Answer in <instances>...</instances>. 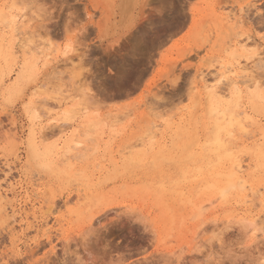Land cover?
Returning <instances> with one entry per match:
<instances>
[{
	"label": "rangeland",
	"instance_id": "rangeland-1",
	"mask_svg": "<svg viewBox=\"0 0 264 264\" xmlns=\"http://www.w3.org/2000/svg\"><path fill=\"white\" fill-rule=\"evenodd\" d=\"M260 56L264 0H0V264H264Z\"/></svg>",
	"mask_w": 264,
	"mask_h": 264
},
{
	"label": "bare ground",
	"instance_id": "bare-ground-1",
	"mask_svg": "<svg viewBox=\"0 0 264 264\" xmlns=\"http://www.w3.org/2000/svg\"><path fill=\"white\" fill-rule=\"evenodd\" d=\"M230 16V15H229ZM24 17V16H23ZM23 17H22V19H23ZM26 17V16H25ZM24 17V19L20 22L21 24L20 25H18V27L17 28H15V30L16 31H18L19 29V27L20 26H24V24H27L26 22L27 21H29L28 19L29 18H25ZM232 17V16H231ZM227 19H231L230 17H228ZM20 20H21V18H20ZM16 21V20H15ZM15 23V22H14ZM16 24V23H15ZM17 26V25H16ZM15 26V27H16ZM25 29V28H24ZM21 30H22V28H21ZM21 30H19V32L21 31ZM21 34H24V33H22V31H21ZM25 40V39H24ZM27 42V41H26ZM25 43V42H24ZM23 43V44H24ZM257 43V41H256V39L254 40L253 38L251 39L250 37L248 38V40H247V42H246V44H256ZM259 44V43H258ZM258 44H256V45H258ZM260 45V44H259ZM25 46V44L23 45V47ZM27 47V46H26ZM261 55V54H260ZM261 57V56H260ZM248 61H249V59H248ZM264 61V57H261V58H259L258 59V61L256 60V63H254L255 65L257 64V65H259V63H264L263 62ZM250 63H252L251 61H250ZM251 65V64H250ZM249 65V63H242V62H238L237 64H235V63H233V65L231 64V65H226V66H224L223 68H220V69H218L219 70V73L221 74V77L222 78H224L225 76H226V74L229 72V73H231L232 75H231V77L233 76V78H230V79H232V81H235V79H237V78H239V77H241V78H243V76L245 75V76H248V77H252V76H254V75H252V72H253V70H252V67ZM254 67H256V66H254ZM202 73V72H201ZM213 73V72H212ZM217 73V72H216ZM210 74V73H209ZM208 74V75H209ZM201 75H203L201 78H200V81H199V83L201 84V86H202V88L203 89H205L206 91L205 92H207V98H212V97H215V96H217V97H219V98H224L225 96H226V90H224L222 87H221V85H218V81H217V74H215L214 76H212V80H209V78L207 77V75H205L204 76V72H203V74H201ZM229 75V74H228ZM250 75H252V76H250ZM227 77V76H226ZM229 78V77H228ZM245 78V77H244ZM220 80V79H219ZM232 81H231V83H232ZM217 97H215V98H217ZM218 99V98H217ZM219 109V108H218ZM217 109V110H218ZM217 110H214V112L216 111L217 112ZM229 110H230V108H229ZM227 114V113H226ZM229 114H230V117H231V122H236L238 125H241L242 126V129H245V128H243V127H245V122H244V120L245 121H248V119H249V117H248V115L247 116H245V117H243L242 118V113H231V112H229ZM224 115H225V113H224ZM222 125H224V124H222ZM226 125V124H225ZM224 125V126H225ZM216 126H217V124H216ZM221 126V125H220ZM218 127V126H217ZM227 127V126H226ZM229 127V126H228ZM223 128V127H222ZM218 129H220V128H218ZM225 129V128H224ZM228 129V128H227ZM222 130V129H221ZM220 130V131H221ZM224 131V130H223ZM225 131H226V129H225ZM220 133V132H219ZM222 134V133H221ZM211 142V141H210ZM214 144H216V149H225L226 150V152H227V146H225L224 145V143H223V141H222V139H221V137H215V140H214ZM213 144H211V146H212ZM214 147V146H213ZM216 149H214V150H216ZM223 151V150H222ZM230 151V150H229ZM219 152V151H218ZM221 155V154H220ZM219 155V156H220ZM223 155V154H222ZM221 155V156H222ZM230 155H232V152H231V154ZM220 156V157H221ZM226 158V157H225ZM226 160H228V158L226 159ZM224 161V160H223ZM230 161V160H229ZM216 162H218V161H216ZM215 162V163H216ZM261 163V162H260ZM235 165V164H234ZM217 166V165H216ZM243 164H242V162L240 161V162H237V164H236V166H235V170L237 171V172H235V170H233V171H229V173L228 174H226V175H223V174H221L220 172H218V173H212L217 179H216V183H215V188H214V191L215 192H217L216 190H222V187H223V185H225V181H228V183H230V182H232L233 180H235V179H237V180H240V178H241V176H240V172L242 171V169H243ZM201 170H203V168L201 169ZM214 170V169H213ZM212 170V171H213ZM219 170V169H218ZM244 170V169H243ZM211 171V172H212ZM225 172V171H224ZM224 172H222V173H224ZM205 173V172H204ZM207 173V172H206ZM226 173V172H225ZM202 177V176H201ZM207 178V177H206ZM214 179V178H213ZM243 180V179H242ZM205 182V181H204ZM224 182V183H223ZM236 182V181H235ZM241 182V181H240ZM244 183H245V181H244ZM227 184V183H226ZM228 185V184H227ZM233 185V184H232ZM205 186V185H204ZM211 186V185H210ZM212 187H213V185H212ZM225 187H227V186H225ZM230 187V186H229ZM229 187H227V189L229 188ZM250 187V186H249ZM251 188V187H250ZM212 189V188H211ZM224 189V188H223ZM204 190V189H203ZM171 191V190H170ZM210 191V190H209ZM213 191V192H214ZM225 191V190H224ZM201 192H204V191H201ZM211 192H212V190H211ZM221 192V191H220ZM255 192V191H254ZM173 193V192H172ZM178 193V192H177ZM180 193V192H179ZM178 193V194H179ZM205 193V192H204ZM182 194V193H181ZM2 195H3V192H1V190H0V197H2ZM185 196V195H184ZM179 197V196H178ZM177 197V198H178ZM180 197H181V195H180ZM182 198H183V195H182ZM186 199V198H185ZM187 201V200H186ZM194 203V202H193ZM195 204V203H194ZM199 204V203H198ZM198 204H196L195 205V210H196V212H197V214H201V210H202V205H198ZM255 218V217H254ZM251 219V224L254 222L255 224H257V219ZM250 224V225H251ZM255 224H253L254 225V227L256 226ZM252 228H253V226H252ZM256 228V227H255ZM254 229V228H253Z\"/></svg>",
	"mask_w": 264,
	"mask_h": 264
},
{
	"label": "snow or ice",
	"instance_id": "snow-or-ice-1",
	"mask_svg": "<svg viewBox=\"0 0 264 264\" xmlns=\"http://www.w3.org/2000/svg\"><path fill=\"white\" fill-rule=\"evenodd\" d=\"M70 23H71V21H70V18H69V24ZM261 71H262V73H264V64H262ZM237 264H239V262H237Z\"/></svg>",
	"mask_w": 264,
	"mask_h": 264
}]
</instances>
